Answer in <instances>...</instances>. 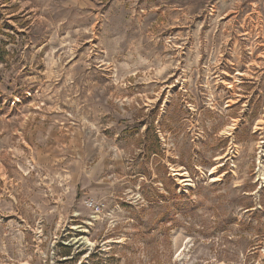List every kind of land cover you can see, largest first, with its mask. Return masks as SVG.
<instances>
[{
    "label": "rangeland",
    "instance_id": "rangeland-1",
    "mask_svg": "<svg viewBox=\"0 0 264 264\" xmlns=\"http://www.w3.org/2000/svg\"><path fill=\"white\" fill-rule=\"evenodd\" d=\"M0 264H264V0H0Z\"/></svg>",
    "mask_w": 264,
    "mask_h": 264
},
{
    "label": "bare ground",
    "instance_id": "bare-ground-1",
    "mask_svg": "<svg viewBox=\"0 0 264 264\" xmlns=\"http://www.w3.org/2000/svg\"><path fill=\"white\" fill-rule=\"evenodd\" d=\"M235 122H236V120H235ZM235 122L233 123L232 126H229V127L226 129V134H227L228 136H230V135L232 134V131L234 130V127H235Z\"/></svg>",
    "mask_w": 264,
    "mask_h": 264
},
{
    "label": "trees",
    "instance_id": "trees-1",
    "mask_svg": "<svg viewBox=\"0 0 264 264\" xmlns=\"http://www.w3.org/2000/svg\"><path fill=\"white\" fill-rule=\"evenodd\" d=\"M64 250H65L64 254H66V255H69L70 254V251H69V248L68 247H65Z\"/></svg>",
    "mask_w": 264,
    "mask_h": 264
}]
</instances>
